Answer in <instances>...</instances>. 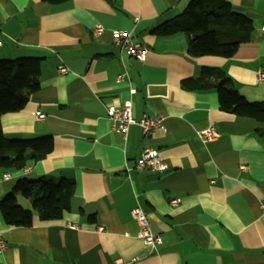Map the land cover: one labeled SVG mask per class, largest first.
I'll return each instance as SVG.
<instances>
[{"label": "crops", "instance_id": "0c3cea01", "mask_svg": "<svg viewBox=\"0 0 264 264\" xmlns=\"http://www.w3.org/2000/svg\"><path fill=\"white\" fill-rule=\"evenodd\" d=\"M191 1L0 0V59L40 58L42 69L24 110L0 118L2 132L54 142L52 153L29 161L24 172L0 170V203L21 178L76 183L61 220L35 215L32 227H8L0 210L7 245L0 264H264V122L220 110L215 91L181 86L203 67L219 68L248 102L264 103V0H228L254 24L252 41L228 59L192 57L184 33H153ZM115 31L143 44L145 61L123 53ZM129 99L136 119L164 117L151 137L136 125L127 141L114 131L107 111ZM210 127L218 135L205 142L199 134ZM146 149L159 151L163 172L134 168ZM18 202L31 210L26 199ZM137 206L163 238L157 251L138 236L131 216Z\"/></svg>", "mask_w": 264, "mask_h": 264}, {"label": "trees", "instance_id": "16d2710c", "mask_svg": "<svg viewBox=\"0 0 264 264\" xmlns=\"http://www.w3.org/2000/svg\"><path fill=\"white\" fill-rule=\"evenodd\" d=\"M59 6L71 0H44ZM117 4L122 0H104ZM253 21L236 11L228 0H192L178 16L157 26L153 33L167 37L184 33L192 57H233L240 44L252 41ZM41 59L23 57L0 59V118L24 110L30 96L40 89ZM234 82L219 68L203 67L197 78L184 80L189 90L215 91L220 110L240 117L264 122V103H250L235 88ZM0 119V170L22 173L29 161H40L54 148L51 136L34 139H8L2 132ZM76 190L73 180L41 177L16 181L0 203L3 221L8 227H32L35 215L41 222L58 221L70 210ZM22 197L30 202L31 210L18 202ZM93 219V218H92Z\"/></svg>", "mask_w": 264, "mask_h": 264}, {"label": "built area", "instance_id": "2783aa9c", "mask_svg": "<svg viewBox=\"0 0 264 264\" xmlns=\"http://www.w3.org/2000/svg\"><path fill=\"white\" fill-rule=\"evenodd\" d=\"M103 31V28L99 26L95 33L100 34ZM264 32V27H263ZM113 41L116 45H118L123 53L131 58H135L138 61H145L146 55H147V48L132 39L130 37V34L126 32H120L115 31L113 32ZM60 72L62 74H66L68 71L66 68L62 67L60 68ZM127 72L121 73L117 75V82L121 83L124 82L125 79H127ZM258 79L261 83H264V70H261L258 74ZM136 93L135 88H130V94L134 95ZM133 113V101L131 99L126 100L120 107H111L107 111V116L110 119L113 129L115 132L119 133L124 141H127L130 126H139L142 130V133L145 137H151L154 132L160 128L163 124L164 117L162 116H148L144 115L140 119H136L134 117ZM39 120H45L46 115L42 112H37L36 117ZM200 138L204 140L205 142L213 141L217 138V131L214 127H210L207 130H204L200 132L199 134ZM162 160L159 151L157 150H150L146 149L142 151V154L140 158L136 161L134 164V168L136 170H152V171H158L163 172L166 169V164ZM242 170L246 169L245 166L241 167ZM25 171V170H24ZM11 177L10 174L5 175V179H9ZM173 205H177L179 203V200H173L171 201ZM260 211L262 212L264 216V198L260 201ZM143 208L140 206H137L132 210V217L134 221L139 226V232L138 236L144 241V243L151 249V251H157V249L163 244V238L162 236L153 234L150 227V222L148 215ZM72 229H77V226L69 225ZM104 228L100 227L99 231L103 232ZM6 242L3 239L2 235L0 234V252H4L6 250ZM117 264H123L121 261H118Z\"/></svg>", "mask_w": 264, "mask_h": 264}, {"label": "rangeland", "instance_id": "374dc122", "mask_svg": "<svg viewBox=\"0 0 264 264\" xmlns=\"http://www.w3.org/2000/svg\"><path fill=\"white\" fill-rule=\"evenodd\" d=\"M27 207V206H26ZM27 209V208H26Z\"/></svg>", "mask_w": 264, "mask_h": 264}]
</instances>
